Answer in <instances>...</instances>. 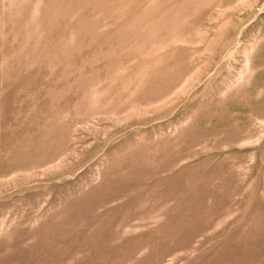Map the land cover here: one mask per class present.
<instances>
[{
    "label": "rangeland",
    "instance_id": "374dc122",
    "mask_svg": "<svg viewBox=\"0 0 264 264\" xmlns=\"http://www.w3.org/2000/svg\"><path fill=\"white\" fill-rule=\"evenodd\" d=\"M0 264H264V0H0Z\"/></svg>",
    "mask_w": 264,
    "mask_h": 264
}]
</instances>
